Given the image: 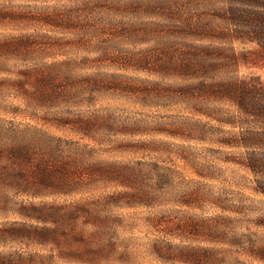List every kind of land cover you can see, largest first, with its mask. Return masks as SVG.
Returning <instances> with one entry per match:
<instances>
[{
	"label": "trees",
	"instance_id": "obj_1",
	"mask_svg": "<svg viewBox=\"0 0 264 264\" xmlns=\"http://www.w3.org/2000/svg\"><path fill=\"white\" fill-rule=\"evenodd\" d=\"M0 1V211L35 222H14L11 236L96 264L124 222L118 210L163 208L152 224L199 225L211 247L166 243L171 247L156 246L159 257L264 264V76L257 73L264 70V0ZM81 3L145 14L138 22L84 17L89 7ZM120 31L153 45L134 55L99 42L111 43ZM78 38L96 45L70 50L67 41ZM120 91L143 106L177 109L179 115L163 118L178 120H122L117 111L96 108L102 95ZM174 125L180 133L171 135L184 140L175 146L181 166L161 157L100 158L169 146L134 138L170 135ZM203 152L246 171L250 185L221 180L218 164ZM185 207L202 215H181ZM9 260L0 257V264Z\"/></svg>",
	"mask_w": 264,
	"mask_h": 264
},
{
	"label": "rangeland",
	"instance_id": "obj_2",
	"mask_svg": "<svg viewBox=\"0 0 264 264\" xmlns=\"http://www.w3.org/2000/svg\"><path fill=\"white\" fill-rule=\"evenodd\" d=\"M87 2V1H86ZM2 4L3 1H0ZM50 4H58L57 0H52ZM14 5L27 4V2L16 0L13 1ZM60 4L63 6L68 5L65 2L61 1ZM81 3L79 4L82 8L87 10L89 7V14L83 13L84 17L96 16V17H111L115 20H121L126 18L134 22L138 20V17L144 16L145 12L139 11L138 13L133 8L130 10L121 11L120 9L113 12V8L108 3L103 4H88ZM73 6V5H72ZM81 8V9H82ZM138 22V21H137ZM12 28V27H5ZM47 29L50 27H46ZM4 29V26H0V30ZM65 36L74 37L78 35L79 31H69L61 30ZM111 43H107L105 39H100L99 42L106 43L104 47H111L113 52H123L130 53L134 55L145 54L153 45V42L150 38L145 36L128 35L122 31L116 33V36L112 38ZM103 41V42H102ZM70 50H79L80 48H87L88 46H95V42L88 39L82 41L78 38L75 40L67 41ZM71 43V45H70ZM85 44V46H83ZM89 44V45H88ZM112 44V45H111ZM87 46V47H86ZM81 50V49H80ZM78 52V51H76ZM113 71V70H111ZM242 74H248L249 71L245 68H241ZM126 74L130 76L147 78V75L144 73H137L135 71H126ZM257 73L264 76V70L258 71ZM10 96H12L10 94ZM101 101L97 104V109L110 108L116 112V115L121 117L122 120L129 117H139V116H148V120H160L171 123L175 122L176 119H164L165 116L179 115V111L174 109L173 111H167L164 108L148 105L143 106L140 103V99L135 97L133 94L120 91L113 92L102 95L100 98ZM11 101V97H10ZM17 103V102H16ZM22 120V118H19ZM178 120V119H177ZM154 122V121H153ZM174 124V123H171ZM180 126V124L176 123ZM167 127V130H170V135L165 134H153L148 136H137L134 139L143 140V139H154L156 141H166L169 143V146L160 147L159 150L157 147H153L154 151H139L134 152L128 149V152H108L103 153L100 158L104 160H118V161H137V160H150L161 157L162 159L172 160L177 165H182L175 152L176 147L179 144H183L184 140L179 137H174L173 132L180 133L177 126ZM175 129H174V128ZM192 145H197L192 143ZM157 146V145H156ZM161 146V145H160ZM201 146V145H198ZM157 150V151H156ZM200 152V151H199ZM209 155V156H208ZM201 158L206 159L212 163H217L220 169L219 178L223 181L228 182V184H242L250 185L249 183V174L241 170L240 168L220 163L210 154L202 153ZM218 184V183H217ZM163 208H136V209H120L117 211L118 214L124 217V222L118 227V234L114 242L108 243L110 245V250L108 254H104L100 263L96 264H188L183 259L169 260L159 257L156 253V246L171 247L170 245H180L184 247H211L208 237L205 233L202 232L201 228L191 227H175L169 224V221L165 223H159L154 225L151 223V219L160 215V210ZM181 211V215L188 212V214L202 215V212L198 210H190L189 208H178ZM187 214V215H188ZM172 215V214H170ZM189 215V216H190ZM204 216L212 215V212L207 211ZM169 216V215H166ZM173 216V215H172ZM178 216V215H175ZM167 220V219H166ZM14 222H27L35 224L31 220H26L21 218L15 213V211H0V257L9 258V264H89L87 263L89 259L81 257L72 252L61 253L59 249L54 245H40L32 243L24 239H19L18 237L11 236L9 230H11ZM68 247L73 246L74 250L83 249V244L68 242ZM92 264V263H91Z\"/></svg>",
	"mask_w": 264,
	"mask_h": 264
}]
</instances>
